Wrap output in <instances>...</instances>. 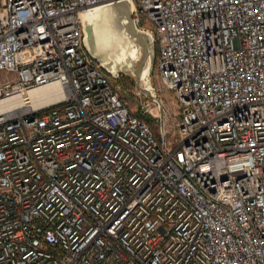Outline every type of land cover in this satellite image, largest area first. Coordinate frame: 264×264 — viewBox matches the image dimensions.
I'll return each mask as SVG.
<instances>
[{
    "label": "built area",
    "instance_id": "1",
    "mask_svg": "<svg viewBox=\"0 0 264 264\" xmlns=\"http://www.w3.org/2000/svg\"><path fill=\"white\" fill-rule=\"evenodd\" d=\"M119 1L0 0V264H264V0H131L178 143L83 58Z\"/></svg>",
    "mask_w": 264,
    "mask_h": 264
},
{
    "label": "rangeland",
    "instance_id": "2",
    "mask_svg": "<svg viewBox=\"0 0 264 264\" xmlns=\"http://www.w3.org/2000/svg\"><path fill=\"white\" fill-rule=\"evenodd\" d=\"M114 13L115 16L105 15V18L109 17L110 19L111 17L112 19V17H116L118 21L115 27L118 32L116 35L119 38V40L116 39V42L115 44H113L112 47H113V55H115L114 59H117L119 63H121V65L117 63L119 69L118 72L114 74L115 76L109 75L108 73L107 74L111 77V81L113 82L114 88L118 92L121 99L126 103L131 114L134 115L135 117H140L143 121H145L152 127L155 133H158L161 127V124L159 122V117H157V113L155 109H152L149 112H145L146 109L149 110V108L146 105V102L148 100L152 101V99L145 96V94H142L141 92L142 83L139 80V76H138L140 75V70H143L146 67L147 70L145 69L144 70L145 72L143 73L144 78L145 75L149 73L150 75V81H148L149 86L152 87V90H154L160 102L162 100L166 105V107L168 108L166 110L167 114H164L166 117V120L164 122H167L166 126L168 127L169 138L173 139V136L176 131L173 126L172 118L173 120L174 119L179 120L180 104L178 100L174 97L175 95L173 96V94L163 90L160 86V81L156 69L157 59H158V47L156 46L154 35L150 33L153 37L154 48H152V50L149 49L151 48V46L149 45L150 46L149 47L146 41L150 53V59L145 60L144 52L142 48L137 43L136 39L132 38L128 34L126 28L125 15L119 10L114 11ZM103 21L104 20H100L99 23L101 24ZM99 54L101 56H97L98 60H96L93 59L88 53L89 57L95 60L96 63L99 64V66H101L99 61H101L102 63L104 62L106 63L109 61L104 56V53L100 52ZM168 118L169 120H167Z\"/></svg>",
    "mask_w": 264,
    "mask_h": 264
},
{
    "label": "bare ground",
    "instance_id": "3",
    "mask_svg": "<svg viewBox=\"0 0 264 264\" xmlns=\"http://www.w3.org/2000/svg\"><path fill=\"white\" fill-rule=\"evenodd\" d=\"M121 1H124V0H121ZM131 4H132V8H133V13H135V8L136 7L134 6L132 1H131ZM95 9L97 11H93L91 13H86V12L83 13V16H82V18H83V26H81V29L79 31V40H84V36H85V29L84 28H85V25H86V27L88 25L91 26L93 28L94 36H95V38H94L95 39V46H94L95 47V51H94L95 55L96 56H101L99 53L100 52L104 53V56L109 61L106 62V63L104 62L103 65L106 66L107 69L110 72L116 74L118 72V69H119L118 68V64L121 65V63H119V61L117 59H114L115 55H113V47L112 46H113V44H115L116 39L119 40V38L116 35L118 32H117V29L115 27V25H116V23L118 21H117L116 17H112V19H111V17H110V19H109V17L105 18V15H112V16L114 15L115 16L113 8L107 7V5H104V6L100 7L99 9H98V7H96ZM126 16H128V15L126 14ZM132 19L135 21L134 18H132ZM100 20H104L101 23L102 25L99 23ZM135 24H136V27H137L136 21H135ZM139 29L137 27L138 32L141 31ZM141 32H143V31H141ZM113 39H115V40H113ZM83 45H84V42H83ZM83 58L85 60H93V59H91L89 57V55L87 53V50L85 51L84 48H83ZM145 69H146V67L142 70L141 74L138 75L139 76V80L142 83L141 84V88H142V90H144L146 92L152 93V95L154 96V98L148 97V98L152 99V101L149 100L150 103L152 104L150 109L151 110L155 109V111L157 113V117H159V120H160V118L163 117V115H164V110H167L168 108L166 107V105L164 104V102L162 100L160 102V100L157 98L158 96H156L154 90H152V87L149 86V82H148V81H150L149 73L146 74L145 78H144L143 73L145 72L144 71ZM158 78H159V73H158ZM159 81H160V86L164 87L163 84H162L161 79H159ZM63 97H64V94L62 93V90L58 86H49V87H46V88H43V89H40V90H36V91L31 93V100L33 102V105H35V104L47 105V104H49V103H51L53 101L60 100ZM3 104L4 103H0V111H3L5 109H7V108L12 107V104H6V105H3ZM131 116L135 117L132 114H131ZM190 136L203 137V130L190 129ZM169 143H178V136H173V139L169 138Z\"/></svg>",
    "mask_w": 264,
    "mask_h": 264
},
{
    "label": "water",
    "instance_id": "4",
    "mask_svg": "<svg viewBox=\"0 0 264 264\" xmlns=\"http://www.w3.org/2000/svg\"><path fill=\"white\" fill-rule=\"evenodd\" d=\"M107 7L113 8L114 11L119 10V11H121L125 15V18H126V28H127L128 34L132 38L136 39L137 43L142 48V50L144 52V57H145L144 59L145 60H149L150 59L149 49L152 50V48H154V46H153V37L148 32H141V31L138 32L137 27H136V24H135V21L132 19L133 8H132L131 1L130 0L119 1V2H116V3L109 4V5H107ZM93 11H97V10L96 9H93V10H90V11H88L86 13H91ZM126 14L128 16H126ZM84 29H85V36H84L83 42H84L85 49L87 50V52L90 54V56L93 59L98 60L97 56L94 53V51H95V47H94L95 46V39H94L95 36H94L93 28L91 26H89V25L86 27V25H85V28ZM146 41L148 43V46L150 45L151 48L148 49V46H147ZM144 61H143V63H144ZM99 62H100V65H101L102 69L106 73H108L109 75H114V73L110 72L107 69V67L103 65V63L101 61H99ZM141 72H142V70H140V74H141ZM141 92H142V94H145V96H147V97L154 98V96L152 95V93L146 92V91L142 90V88H141Z\"/></svg>",
    "mask_w": 264,
    "mask_h": 264
}]
</instances>
